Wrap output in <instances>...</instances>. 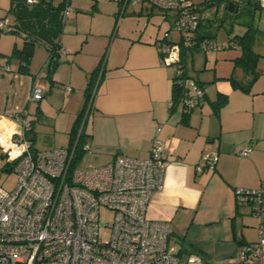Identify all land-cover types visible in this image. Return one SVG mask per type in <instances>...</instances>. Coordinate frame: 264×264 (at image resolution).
Segmentation results:
<instances>
[{"label": "crops", "instance_id": "crops-1", "mask_svg": "<svg viewBox=\"0 0 264 264\" xmlns=\"http://www.w3.org/2000/svg\"><path fill=\"white\" fill-rule=\"evenodd\" d=\"M262 37L264 29H257L252 49L258 55V75L248 91L231 84V78L240 82L251 78L238 62L242 55L239 45L205 53L197 67L202 73L195 77L187 71L184 51L186 73L205 90L198 108L185 116L180 104L171 109L174 70L161 64L155 43L158 37L123 36L113 43L91 97L84 124L89 139L87 153L102 164L116 154L147 157L155 129L161 126L158 138L164 145V181L153 194L147 215L150 219L170 221L171 242L183 253L197 254L203 264H231L229 259L235 255L239 242L257 237V219L248 204H235L234 189L264 185ZM61 49L59 53L64 52ZM3 51L0 48V56H6L9 62L10 57ZM17 61L18 73L11 71L8 84V76L2 72L11 69L0 68V138L5 140L18 131L15 119L28 106V78L20 74H28L29 65L27 72H21ZM71 76L70 83L79 85L80 75L74 71ZM29 82L32 83L31 76ZM220 93L227 95V102L216 115L212 101ZM60 114L63 113L54 118L56 131L66 121L60 120ZM29 120L27 135L34 138L36 149L68 145L72 125L66 128V144L59 142L58 146L45 148L37 140L40 127ZM245 147L250 151L243 156L240 151ZM213 152L217 153L213 169L197 171L201 154Z\"/></svg>", "mask_w": 264, "mask_h": 264}, {"label": "built area", "instance_id": "built-area-1", "mask_svg": "<svg viewBox=\"0 0 264 264\" xmlns=\"http://www.w3.org/2000/svg\"><path fill=\"white\" fill-rule=\"evenodd\" d=\"M64 1L62 22L69 11L68 0ZM113 1L122 9L128 3L148 1L171 13V30L177 36L170 37L167 29L157 42L161 64L174 70L172 80L179 87L180 104L190 111L199 105L205 90L186 73L183 50L217 51L236 47V41L231 38L215 44L197 38L204 18L192 0ZM229 1L237 7L243 4L241 0ZM256 6L264 8V0H257ZM7 25V20H0V30H6ZM2 68L9 70L8 64ZM38 77L32 78L30 99L35 101L42 97L36 86ZM89 107L66 146L36 149L27 135L31 122L26 111L15 119L19 127L15 135L0 138L1 150L17 177L11 190L0 187V264H203L195 253H179L171 242L170 221L147 215L151 198L164 181V145L158 138L161 126L156 127L145 158L116 154L104 164L78 166L76 146ZM82 150L89 151V139L82 143ZM249 151L245 147L240 154L246 156ZM216 160L217 153H202L196 170L213 169ZM234 199L239 205L250 206L257 219V237L240 242L229 263L264 264V185L235 188ZM102 210L110 211L109 221H103Z\"/></svg>", "mask_w": 264, "mask_h": 264}, {"label": "rangeland", "instance_id": "rangeland-1", "mask_svg": "<svg viewBox=\"0 0 264 264\" xmlns=\"http://www.w3.org/2000/svg\"><path fill=\"white\" fill-rule=\"evenodd\" d=\"M60 0H52L57 5ZM199 7L205 26L201 32L209 37L203 38L205 42L215 44L225 43L229 36L241 35L246 27L243 24L250 13L229 11L226 0L216 4H208L213 0H192ZM69 8L63 22L61 32L57 38L64 52L57 54L58 64L53 67L49 65L47 44L44 40H37L32 50L29 62L28 74H20L28 78V95L24 112H28L27 118L36 122L39 133L38 142L41 147L58 146L59 142H67L66 128L71 126L81 110L85 99V91L90 79V73L102 68L107 56L112 51V44L121 37L131 38H161L165 30L170 29V37L176 38V33L171 30L172 16L170 12L163 11L148 1L140 3H128L122 9L117 1L113 0H68ZM254 11L256 15L255 26L264 29V8ZM0 19L8 21L7 29L0 30V48L6 56H0V64L7 63L10 71L2 72L7 75V84L11 81V71H17L18 61L11 56L13 47H22L29 34L35 32V12L32 4L26 0H0ZM14 30V32H10ZM264 38V37H262ZM210 50L185 49L187 60V71L195 77L202 71L198 70L202 56ZM5 63V64H6ZM1 69L2 66L0 65ZM262 68V66H260ZM256 69V68H255ZM80 75L77 79L79 85L70 83L71 74ZM100 71V70H99ZM1 73V72H0ZM18 73V72H16ZM39 74L36 86L42 90L40 100H31L33 78ZM1 76V75H0ZM191 76V75H190ZM4 86V88L7 87ZM94 85L90 89L93 91ZM68 88H72L70 91ZM67 104V105H66ZM199 105L191 111L196 110ZM177 108V107H176ZM65 121L61 129L54 130V118L59 116ZM88 117V115H87ZM70 119V123L69 122ZM87 119V118H86ZM66 124V125H65ZM67 128V130H68ZM99 159L93 158L84 152L77 159L78 166H95L102 164ZM16 173L11 164L6 160L0 149V187L11 190L16 184ZM241 205V204H240ZM247 207V205H245ZM110 211L102 210L103 221H109ZM214 264V263H213Z\"/></svg>", "mask_w": 264, "mask_h": 264}, {"label": "trees", "instance_id": "trees-1", "mask_svg": "<svg viewBox=\"0 0 264 264\" xmlns=\"http://www.w3.org/2000/svg\"><path fill=\"white\" fill-rule=\"evenodd\" d=\"M219 1H225V0H213L211 3L208 2L207 5L209 4H216ZM27 4H32L34 6V12H35V32H31L34 34H29L28 39L24 41L22 47L18 48L16 46L13 47L11 56L16 57L19 60V69L21 72H27L28 70V65L31 60L32 56V50L33 47L35 46V43L37 40H44L47 44V50H48V60L47 64L52 68L51 64L53 60L57 61V54L60 52L61 49V44L60 41L57 39L60 35L61 28L63 25L62 22V11L65 6V1L60 0L57 5H54L52 3V0H35L33 3H28ZM226 7L228 4V0H226ZM228 9V8H227ZM260 8L255 6L253 9L254 11L259 10ZM253 12H247L250 13L248 14L247 20L243 22V24L246 27V30L243 34L241 35H234V36H229L228 40L233 38L236 41V45H239L241 50H242V55L239 59V64L242 66V68L251 75V78L248 79L246 82H240L235 80L234 78H231V84L233 87H238L241 88L244 91H248L250 89L251 84L255 80L256 76L258 75L257 70L255 69L256 67V62L258 60V55L253 51L252 49V41L254 39V36L257 32V28L255 26V21L256 15H252ZM256 12V13H257ZM1 20V19H0ZM205 26L204 22L202 21L199 24L198 27V32H197V38H208L209 36L203 32H201L202 27ZM14 32V30L10 31ZM160 38H157L155 40V43L160 41ZM184 51L182 52V59H184ZM100 70L99 68L94 69L90 73V79L88 82V86L85 91V99L83 102V105L81 107V110L77 114V117L75 118L68 134H69V143L73 140V138L76 135L77 129L83 120L84 114L86 107L91 103L90 102V89L94 85V82L96 80L97 74ZM171 109L174 108V106L180 104V93H179V87L176 85L175 82H172L171 86ZM227 102V95L225 93H220L216 97L215 100L212 101L214 105V112L216 115L218 114V111L222 105H224ZM182 107V114L185 116L187 115L190 110L184 108L182 104H180ZM90 110V107H89ZM86 122V118H85ZM84 122V124H85ZM30 138L34 142V138L30 136ZM88 139V135L85 133L84 128L83 131L81 132V135L79 137L80 144L76 146V160L80 155L84 153L82 150V143H84ZM236 205H239L235 202ZM257 225V224H256ZM240 243V242H239ZM179 253L181 255L186 254L183 253L182 251L179 250Z\"/></svg>", "mask_w": 264, "mask_h": 264}, {"label": "water", "instance_id": "water-1", "mask_svg": "<svg viewBox=\"0 0 264 264\" xmlns=\"http://www.w3.org/2000/svg\"><path fill=\"white\" fill-rule=\"evenodd\" d=\"M243 4H241L239 7L235 6L233 2L229 1L227 4V8L229 11H235V12H241V13H247L252 11V7L256 6L257 0H241ZM58 62L56 60H53L51 66V71H53V67Z\"/></svg>", "mask_w": 264, "mask_h": 264}, {"label": "flooded vegetation", "instance_id": "flooded-vegetation-1", "mask_svg": "<svg viewBox=\"0 0 264 264\" xmlns=\"http://www.w3.org/2000/svg\"><path fill=\"white\" fill-rule=\"evenodd\" d=\"M255 8V6L254 7H252V11L251 12H253V9Z\"/></svg>", "mask_w": 264, "mask_h": 264}]
</instances>
